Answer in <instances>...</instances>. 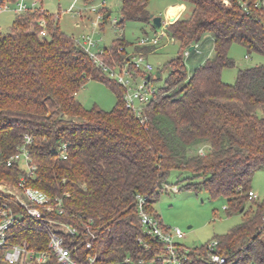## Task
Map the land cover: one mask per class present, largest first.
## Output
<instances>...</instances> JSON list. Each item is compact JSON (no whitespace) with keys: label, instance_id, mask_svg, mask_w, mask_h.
<instances>
[{"label":"trees","instance_id":"1","mask_svg":"<svg viewBox=\"0 0 264 264\" xmlns=\"http://www.w3.org/2000/svg\"><path fill=\"white\" fill-rule=\"evenodd\" d=\"M17 1L0 0V7ZM149 1L120 0L115 24L138 21L156 32ZM177 1L189 4V12L169 23L166 33L182 49H195L164 64V85L139 114L126 105L124 86L62 31L55 13L42 5L16 13L8 32L0 30V185L16 184L25 174L20 161L7 160L30 137L27 164L35 169L28 184L62 197L64 213L49 216L78 231L82 254L97 253L99 264H112L126 256H152L137 242L150 239L138 218L135 195L147 196L153 212L170 170H178L179 178L186 172L184 188L223 197L226 213L241 215L228 232L214 236L218 252L240 264H264V197L249 195L253 174L264 169V65L238 69L233 84L221 78L222 69L234 65L232 43L264 55V7L255 6L258 0ZM99 11L103 28L111 10L102 6ZM206 35L212 54L188 72L187 61L204 48ZM130 44L146 56L156 50V45L140 46L118 35L97 57L107 67L128 63L132 68ZM89 79L103 81L114 92L111 109L86 108L76 98ZM14 201L0 189V203L20 215L10 241L25 239L34 249H45L44 225ZM88 229L95 233L91 249L81 244ZM207 243L190 251L189 264L206 254ZM2 253L0 264H5ZM44 264L59 263L51 257Z\"/></svg>","mask_w":264,"mask_h":264},{"label":"built area","instance_id":"2","mask_svg":"<svg viewBox=\"0 0 264 264\" xmlns=\"http://www.w3.org/2000/svg\"><path fill=\"white\" fill-rule=\"evenodd\" d=\"M43 0H33L32 3L27 4L25 0H18L15 5L17 13L22 12L27 8L35 7ZM241 6L247 10L245 2H241ZM257 7H264V0H258L255 3ZM3 7H8L3 5ZM100 8L95 6L88 7V13H94L96 19L92 22L94 26L99 27L102 20V12ZM76 14L81 18L84 13L76 11ZM117 22V17L112 20V23ZM40 25L44 26L45 22L41 21ZM46 30H41V35H45ZM166 32L161 30L158 34L152 36L145 35L137 40L140 46L157 45L159 42V35L164 36ZM81 47L85 49L91 58L102 66L103 70L116 81L122 84L125 88L124 100L128 107L132 108L139 114L141 106L148 103L156 92V87L150 85V79L146 76L153 70V65L147 59L143 52H135L133 50L128 52L132 55L129 63L132 68L140 69L142 74H135L132 68L128 67V63L124 65H115L113 67L105 66L97 57V53L90 52L88 48L92 47L95 42L87 35L76 39ZM87 47V49L85 48ZM99 51V53H101ZM189 53L185 50L184 56ZM31 142L30 137H25V143L20 148V151L13 154L8 160L7 164L15 161H20L21 158L26 163L25 174L20 176L18 182L13 184V190L7 191L13 196L14 202L23 209L25 214L34 221L41 222L44 225V230L48 241L45 249H34L30 243L23 239L18 242H11L10 237L13 228L16 225L19 214L16 213L7 203H0V251L2 253V261L5 264H44L51 257L59 264H99L97 260V253L82 254L78 248L77 237L78 231L71 227L68 223L55 219L49 216L52 213L63 214L64 203L62 197H52L39 188L28 184L30 178L33 177L34 166L28 165L29 160L27 145ZM27 144V145H26ZM176 191V187L173 186ZM6 191V190H5ZM251 198H257V193L253 190L249 192ZM136 211L141 225L146 236L150 241L139 237L137 242L144 248L145 251H152L153 254L147 258L133 259L131 256L124 257L121 261L112 264H189L191 262L189 248L182 243L181 239L185 233L178 227H171L165 225L160 218L147 208V196L137 193L135 195ZM88 228V225L86 226ZM95 233L88 229L87 237L82 240L86 248L93 247V240ZM218 242L212 239L206 244V254L196 255V264H240L236 257L230 258L217 250ZM242 264H257L255 261H248Z\"/></svg>","mask_w":264,"mask_h":264},{"label":"rangeland","instance_id":"3","mask_svg":"<svg viewBox=\"0 0 264 264\" xmlns=\"http://www.w3.org/2000/svg\"><path fill=\"white\" fill-rule=\"evenodd\" d=\"M31 1L25 0L27 4L32 3ZM176 3H180V1L150 0L147 9L150 14L160 16L165 24L167 23L168 6ZM92 5L96 8L106 6L111 10L110 19L103 25V28L94 26L92 23L96 19L94 13H88V7ZM184 5L183 11L179 12L180 16H185L189 12L190 5L187 3ZM119 6L120 0H93L92 3H86L84 0H43V8L58 16L62 31L68 35H73L76 39L87 35L94 40L95 44L88 48L93 53H98L104 47L109 46L118 35H123L127 42L134 43L142 36H152L161 30L166 32L164 25L156 28V32H154L148 24L138 21L126 20L122 25L112 23V20L119 16ZM76 11H82L84 15L80 18ZM16 13L15 4L9 3L8 7H0V30L3 33L8 32ZM85 48L87 49V47ZM131 48L132 44L127 48L128 52L131 51ZM185 50L167 33L164 36L159 35L156 50L147 55V59L153 65L151 86L157 88L164 85L168 73V70L164 69V64L179 54L184 55ZM229 56L234 60V65L222 69L221 78L225 83L233 84L240 68L264 65V55L248 52L244 46L238 43L231 44ZM195 63V59L187 61L188 72L195 67ZM75 96L86 108H92L96 105L99 108L109 110L116 102L114 92L103 81L94 79H89ZM20 164L21 167L26 168L23 158H21ZM179 174L178 170H170L166 182L162 186V192L152 203V208L165 225L178 227L185 233L181 239L185 246L189 248L199 247L211 241L214 236L228 232L232 226L241 221L240 213H226L223 197H211L204 189L195 191L184 188L186 181L183 176L188 174L182 172L181 178H179ZM12 185L10 182H3L0 189L6 190V192L12 191ZM173 186L176 187V191ZM251 188L257 193L259 199L264 197V169L255 171Z\"/></svg>","mask_w":264,"mask_h":264},{"label":"crops","instance_id":"4","mask_svg":"<svg viewBox=\"0 0 264 264\" xmlns=\"http://www.w3.org/2000/svg\"><path fill=\"white\" fill-rule=\"evenodd\" d=\"M38 5H42L43 6V1L41 3H38ZM170 7H172V8H170ZM184 7H185L184 3H176V4H173V5H169L168 8H167V12H166L167 18L172 16V14H171L172 12H175V14H174L175 16L179 12L181 13L183 11ZM180 13L178 14V17L180 16ZM208 36L209 35L205 36L206 42H205L204 48H202V50H198V53L194 54L193 57L190 59V60H194L195 59V62H196L195 64L196 65L199 64L200 62H202L205 58L210 57L211 54H212V50H211L212 43H211L210 37H208ZM208 39L210 40V42H209Z\"/></svg>","mask_w":264,"mask_h":264},{"label":"water","instance_id":"5","mask_svg":"<svg viewBox=\"0 0 264 264\" xmlns=\"http://www.w3.org/2000/svg\"><path fill=\"white\" fill-rule=\"evenodd\" d=\"M178 14L176 16H173V17H171V16L168 17L167 23H165V24L163 23L160 16H154V15L150 14V18H151V21H152L155 28H159L162 25H164L166 27L168 25V23H172L178 18ZM187 49H188V51H192L193 49H195V45H190V46H188ZM147 77L149 78V74L147 75Z\"/></svg>","mask_w":264,"mask_h":264},{"label":"bare ground","instance_id":"6","mask_svg":"<svg viewBox=\"0 0 264 264\" xmlns=\"http://www.w3.org/2000/svg\"><path fill=\"white\" fill-rule=\"evenodd\" d=\"M171 14H172V16H171V17L175 16V15H174V14H175V12H172Z\"/></svg>","mask_w":264,"mask_h":264}]
</instances>
